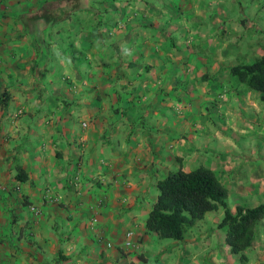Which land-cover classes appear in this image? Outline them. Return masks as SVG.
<instances>
[{
    "label": "crops",
    "instance_id": "1",
    "mask_svg": "<svg viewBox=\"0 0 264 264\" xmlns=\"http://www.w3.org/2000/svg\"><path fill=\"white\" fill-rule=\"evenodd\" d=\"M212 30L226 67L249 43L259 54L264 0H0V264L147 259L139 214L180 156L197 68L222 67L202 44Z\"/></svg>",
    "mask_w": 264,
    "mask_h": 264
},
{
    "label": "rangeland",
    "instance_id": "2",
    "mask_svg": "<svg viewBox=\"0 0 264 264\" xmlns=\"http://www.w3.org/2000/svg\"><path fill=\"white\" fill-rule=\"evenodd\" d=\"M212 32V38L207 41L204 39L202 44L214 56H218L223 68L219 67L216 70L218 64L212 63L205 72L211 77V73L217 71L216 78L219 81L226 80L228 75L225 64L233 62L232 58L235 55L229 52L222 55V51L219 50L221 44H224L221 38L223 36L216 37L213 30ZM229 38L231 42L237 41L232 36ZM199 48L201 49L200 46ZM252 48L253 44L251 46L249 43L246 47L248 51L242 53L246 61L253 59L255 53L258 54V50L253 51ZM203 68H197V79L200 78L199 74ZM175 72L177 75H182L180 71H173ZM208 82V79H201L192 83L191 87L196 90V98L193 99L189 109L192 115L174 134L177 139L184 140V144L177 146L174 143L172 153L180 154L181 164L188 168L198 164L211 167L227 187L226 199L229 206L237 202L252 205L264 201V107L258 102V92L243 87L238 88V85L232 87L229 78L224 84L217 85L220 91L216 90L217 87L209 86ZM173 107L167 106L169 110ZM185 112L187 110L182 111L183 114ZM119 114L114 113L112 119L120 118ZM119 123L120 126H126V122ZM75 126H80V122L78 121ZM147 126L144 125L145 129H149ZM176 156L171 155L166 159L168 161L163 163L164 169L161 173L177 167ZM150 193L152 197H147L148 200L150 199L149 203L157 193L154 180L147 194ZM145 215L146 212L139 214L140 218H145ZM220 216V209L206 211L185 230L182 239L160 237L151 232L149 238L142 241V246L140 244L146 252L147 259L139 264H164L163 258L166 254L178 256L179 250L174 247L176 241L179 246L185 242V250L177 257L178 259L171 258V262H166L167 264H264V218L260 234L253 242L251 250L246 251L249 255L248 260L241 262L238 253L227 250L223 240V229L216 226ZM141 254L138 255L142 257ZM130 262L135 264V261ZM120 264L129 263L126 261Z\"/></svg>",
    "mask_w": 264,
    "mask_h": 264
},
{
    "label": "trees",
    "instance_id": "3",
    "mask_svg": "<svg viewBox=\"0 0 264 264\" xmlns=\"http://www.w3.org/2000/svg\"><path fill=\"white\" fill-rule=\"evenodd\" d=\"M226 73L228 78H233L232 87L238 85L256 90L258 102L264 107V50L250 61L240 59L229 65ZM199 77L203 80L212 79L206 72H202ZM7 97V92L1 91L0 103ZM175 159L178 164L176 168L154 179L157 193L146 212L144 229L160 237L182 239L185 230L206 211L220 209L221 216L216 226L223 229L227 250L238 253L241 262L247 261V252L262 230L264 201L252 205L237 202L229 206L227 187L211 167L198 164L183 168L180 156Z\"/></svg>",
    "mask_w": 264,
    "mask_h": 264
},
{
    "label": "built area",
    "instance_id": "4",
    "mask_svg": "<svg viewBox=\"0 0 264 264\" xmlns=\"http://www.w3.org/2000/svg\"><path fill=\"white\" fill-rule=\"evenodd\" d=\"M29 209L30 210H32V212L33 213H38V211H39V208L37 207V206H35V205H32V204H30L29 205ZM93 222V220L91 221V223ZM130 234H131V230H127L126 232H125V238H124V240H123V244L125 245V246H127V245H130L131 244V241H130ZM107 244L109 245V243L107 242Z\"/></svg>",
    "mask_w": 264,
    "mask_h": 264
}]
</instances>
